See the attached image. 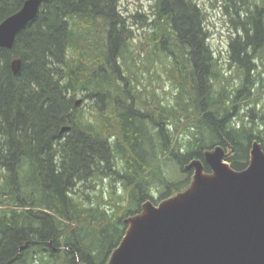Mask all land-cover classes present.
<instances>
[{
    "label": "trees",
    "instance_id": "16d2710c",
    "mask_svg": "<svg viewBox=\"0 0 264 264\" xmlns=\"http://www.w3.org/2000/svg\"><path fill=\"white\" fill-rule=\"evenodd\" d=\"M24 1L0 0V22ZM119 1L45 0L13 47H0V264H108L129 219L157 204L154 186L160 200L185 193L186 165L201 159L210 171L204 155L216 146L236 170L254 141L264 149V113L243 111L264 89V0H229L241 30L232 76L194 0H154L153 30L137 44ZM158 67L172 99L151 88ZM170 160L183 179L167 175ZM105 178L124 191H88Z\"/></svg>",
    "mask_w": 264,
    "mask_h": 264
},
{
    "label": "water",
    "instance_id": "95a60500",
    "mask_svg": "<svg viewBox=\"0 0 264 264\" xmlns=\"http://www.w3.org/2000/svg\"><path fill=\"white\" fill-rule=\"evenodd\" d=\"M44 1L25 0L0 22V47H13ZM21 63L19 57L12 60L14 73ZM225 155L222 146L205 152L211 172L201 159L186 165L196 172L185 196L159 204L147 200L144 215H135L111 264H264V149L254 141L243 170L229 165Z\"/></svg>",
    "mask_w": 264,
    "mask_h": 264
},
{
    "label": "rangeland",
    "instance_id": "374dc122",
    "mask_svg": "<svg viewBox=\"0 0 264 264\" xmlns=\"http://www.w3.org/2000/svg\"><path fill=\"white\" fill-rule=\"evenodd\" d=\"M194 1L197 2L198 5H200L206 13V17H207L206 27L209 31L208 41L215 53V56L220 60V63L222 67L226 70L227 75H231V76L236 75L237 74L236 67L230 65L231 60H230L229 44H230L231 36H235L237 33L241 32V30L240 28H236L232 22V17L235 16L233 15L235 13L233 10L234 8L231 6V4H229L230 2L229 0L228 1L227 0H194ZM153 4H154V0H120L119 1V6L121 11H123V13L126 16H128L127 22L130 28L133 30L132 36H133V42L135 44L141 41H145L146 40L145 35L147 34V32L153 30V27H151L150 25L151 21L148 22L150 20L148 15H150L152 12ZM238 8L239 11H241V17L244 18L245 13L243 11L245 10V5H242L240 3V5H238ZM138 14H143L145 16L147 15V17H145L147 18L146 21H144L145 18L143 17H142L143 20L138 18L137 17ZM256 62L258 63L257 64L258 70H263L264 73V59L262 60V58H257ZM157 70L159 71V73L162 75L163 78L159 81L154 80L155 82L154 81L152 82L151 88L155 86L156 89L159 91V93L163 95L166 99H170V98L172 99L174 89L170 84V81L168 80L162 67H158ZM257 91L258 90L256 89L255 90L256 94L254 95V98L258 97L259 98L258 102L257 103L253 102L250 105H247L243 111H246L248 108L253 107L254 104H257L255 112H257L259 115L264 113V89L263 90L259 89V92ZM78 97L81 98L82 96L79 95ZM82 102L83 101L81 100L80 103ZM87 104L88 101L85 100L83 102V106L86 107ZM226 156H227V151L225 157ZM225 161L230 165V162L228 160ZM188 170H192V181L190 182V185L185 193L184 191L183 192L180 191L175 196L172 195L168 198L160 200L159 197H160V193L163 190V186H160L161 188L156 186L153 187L152 193L158 201L157 204L166 200L169 201L170 199H173L178 196H185L187 194V192L191 188L192 183L195 181L196 167H192ZM207 172H211V171H207ZM167 175L174 181L181 180L185 176L179 164L174 160H170L169 163L167 164ZM93 183L95 184V186H93L92 189L89 188L88 191L95 194L100 193L102 188H103V194L105 195H109V191L112 192L114 191L115 194L124 191L121 181H117L115 184H112L109 178H105L104 183H100L99 181H94ZM148 201H152V200H148ZM152 202L156 204L154 201ZM144 203L142 210L144 206L146 207V204ZM135 215L129 219V226L133 222ZM111 260L109 261L108 264H111Z\"/></svg>",
    "mask_w": 264,
    "mask_h": 264
},
{
    "label": "bare ground",
    "instance_id": "6f19581e",
    "mask_svg": "<svg viewBox=\"0 0 264 264\" xmlns=\"http://www.w3.org/2000/svg\"><path fill=\"white\" fill-rule=\"evenodd\" d=\"M213 176H214V174H213V175H210L209 177H213ZM195 188H196V184L193 185V187H192V191L195 190ZM145 210H146V209H145ZM144 212H145V211H143L141 214L139 213V214L137 215L136 218H141V217L144 215ZM131 224H132V223H131ZM132 229H133V225L130 226L128 232L130 233V232L132 231Z\"/></svg>",
    "mask_w": 264,
    "mask_h": 264
}]
</instances>
